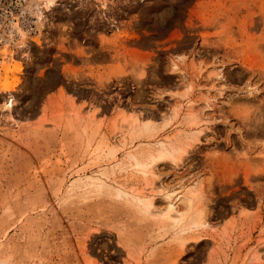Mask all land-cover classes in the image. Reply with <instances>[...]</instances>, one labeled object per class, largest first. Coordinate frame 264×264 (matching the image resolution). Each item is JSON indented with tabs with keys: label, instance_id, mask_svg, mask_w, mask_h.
Masks as SVG:
<instances>
[{
	"label": "rangeland",
	"instance_id": "374dc122",
	"mask_svg": "<svg viewBox=\"0 0 264 264\" xmlns=\"http://www.w3.org/2000/svg\"><path fill=\"white\" fill-rule=\"evenodd\" d=\"M134 117L189 141L146 186L162 209L201 180L185 241L117 196L145 180L100 144ZM0 264H264V0H0Z\"/></svg>",
	"mask_w": 264,
	"mask_h": 264
},
{
	"label": "bare ground",
	"instance_id": "6f19581e",
	"mask_svg": "<svg viewBox=\"0 0 264 264\" xmlns=\"http://www.w3.org/2000/svg\"><path fill=\"white\" fill-rule=\"evenodd\" d=\"M51 1L52 0H50V2ZM171 67L173 71H176L178 69V65L176 62H173ZM216 76L221 77V71L218 72ZM255 90H256V86L253 87L249 85L248 91L250 93ZM13 104H14L13 98H9L6 101L4 108L11 109L13 107ZM178 114H179V110L175 109L173 112V116L167 119L166 122L164 123L165 127L171 125L172 121L175 118H177ZM189 115H190L189 117L190 120L187 125L191 127L196 123L197 120H196V116H193V114L189 113ZM123 122H125L126 123L125 125L131 129L132 136L130 137H132L133 139L126 138L124 139V141L121 142L120 145H113V146L110 145L105 140H102L100 146L102 145L104 146L105 150L103 148L104 150L103 153L106 155L107 159H109L108 161L109 163H111V165L114 161H118V156L120 155V153L125 154L128 158V163H125L126 162L125 161L120 164L116 163L114 164V166L119 168V170L120 169L122 170L125 167L128 168L127 166H131L135 171V175L137 176L139 175L140 178L142 177L145 180V183H144L145 186L140 188V186H138L137 184H133L130 190L116 187L117 189L115 188L114 189L116 190L117 196L121 198L125 197L129 199L130 202L129 201L128 202L131 203V205H134L140 212L153 215L158 220H160L162 223L169 221L171 224V227L173 228V232L178 237H180V239L184 241H185V237L183 235L186 234L188 231L194 230V229H200L202 227L205 228L209 226L208 207H207V203L205 202V200H203L204 199L203 194H202L203 185L199 178L191 182L189 185H187L184 188L183 191L178 193L176 201H173V200L169 201L165 205V207L162 209L160 208L155 209L153 193H151V191H149V189L146 187V186L151 185V181L149 180V177L151 178L150 175L153 174V168H155L154 166L157 163L162 162L164 160H171L174 163H178L179 161H181L183 154L187 151V148L189 146V143H186V142H189V141L188 140L183 141L182 137L180 138V136L178 135H177L178 137L175 140L160 139V138L158 139L157 135L161 131L160 129L163 130V125L159 129L156 126L155 122L153 123L150 120H145L139 117L137 118L134 117L131 120L124 118ZM98 132H99V129L97 128L96 130L95 128L94 133L92 132L94 136L91 135V137L92 138L96 137V134ZM191 135H193V133ZM134 138L135 139L143 138V139H149V140H151V138H154V140L156 141L152 145L153 148H149L147 152L143 150L144 152H141V153L139 152L137 154L134 151H132V148H130L129 146L132 144V142H134L133 141L135 140ZM186 138L188 139L189 137H186ZM115 167L113 169H115ZM113 169H112V172H113ZM106 178L107 179L109 178L108 172L99 170V172H96V174L93 173V175H90V176H88L85 173V175L82 178L83 179L82 181L84 183L83 185L85 186V188L97 187L100 189L103 184H106L105 183L107 182V180L105 181ZM140 180L142 181V179H139L138 181ZM166 195L168 198H174L176 194L166 193ZM179 201L181 203L177 205Z\"/></svg>",
	"mask_w": 264,
	"mask_h": 264
}]
</instances>
